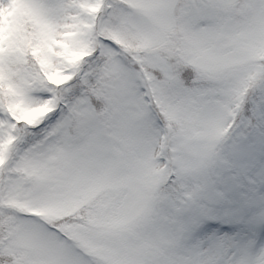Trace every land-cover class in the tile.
<instances>
[{
  "label": "snow or ice",
  "instance_id": "1",
  "mask_svg": "<svg viewBox=\"0 0 264 264\" xmlns=\"http://www.w3.org/2000/svg\"><path fill=\"white\" fill-rule=\"evenodd\" d=\"M0 264H264V0H0Z\"/></svg>",
  "mask_w": 264,
  "mask_h": 264
}]
</instances>
